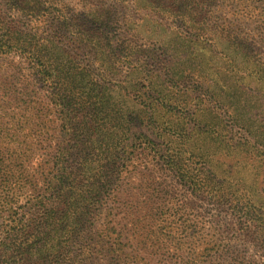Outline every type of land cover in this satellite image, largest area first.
Masks as SVG:
<instances>
[{"label": "rangeland", "instance_id": "374dc122", "mask_svg": "<svg viewBox=\"0 0 264 264\" xmlns=\"http://www.w3.org/2000/svg\"><path fill=\"white\" fill-rule=\"evenodd\" d=\"M0 16L19 39L0 50V182L11 167L28 179L18 211L47 194L63 135L78 134L81 167L104 119L116 149L78 179L103 182L94 229L113 226L125 264H264V0H0ZM32 34L58 53V84L31 73Z\"/></svg>", "mask_w": 264, "mask_h": 264}, {"label": "trees", "instance_id": "16d2710c", "mask_svg": "<svg viewBox=\"0 0 264 264\" xmlns=\"http://www.w3.org/2000/svg\"><path fill=\"white\" fill-rule=\"evenodd\" d=\"M9 27L11 26L0 16V50H4L3 52L18 46L16 40L19 44V39L11 33ZM20 45L24 57L34 65L32 74L47 76L55 84L61 81V61L56 51L46 53L36 34H32L30 40ZM59 93L66 97L61 89L59 92L55 91V95ZM103 121L104 119H100L94 125L95 131L87 135V141L99 144L95 147L86 146V155L90 159L85 160L86 165L83 163L81 167L77 161L74 164L71 160L73 155L80 152L77 146L78 134L67 132L63 135L67 142L54 150L49 177L43 181L47 194L38 195L35 202L29 201L30 204L20 206V211L15 207L18 201L13 198H17L18 194L14 195V191L17 187H23L20 185L22 178L25 182L28 179L16 176L22 174H17L11 167V177L0 182V206L8 211L5 225L0 229V264H95L91 260L93 255L105 250L108 251L105 264H125L126 249L114 235L113 226L94 229L93 220L101 210L103 182H98L95 178L93 182L82 184L81 179H78L81 168L92 169L90 174H94L97 164L95 161L99 163L105 157L104 154L113 153L116 149L105 144L116 134L114 131L108 133ZM243 139L242 144L251 143L246 136ZM180 143L181 151L185 152V142ZM177 147H169L166 151L169 160H179L180 149ZM0 154L4 155L3 151ZM7 170L6 164L0 165V177L1 173L6 176ZM244 203L247 209H260L254 198H248ZM240 212L248 217L254 216L247 211ZM253 218L258 236L255 238L256 244L259 248H264V212L259 216L255 214Z\"/></svg>", "mask_w": 264, "mask_h": 264}]
</instances>
